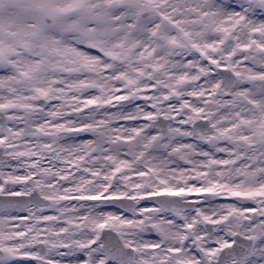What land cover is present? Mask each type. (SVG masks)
I'll return each instance as SVG.
<instances>
[{"label": "snow or ice", "instance_id": "snow-or-ice-1", "mask_svg": "<svg viewBox=\"0 0 264 264\" xmlns=\"http://www.w3.org/2000/svg\"><path fill=\"white\" fill-rule=\"evenodd\" d=\"M0 264H264V0H0Z\"/></svg>", "mask_w": 264, "mask_h": 264}]
</instances>
